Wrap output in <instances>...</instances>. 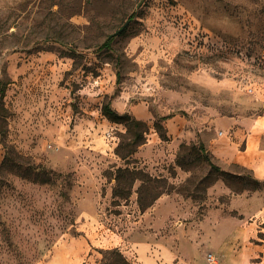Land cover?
<instances>
[{
    "label": "rangeland",
    "instance_id": "374dc122",
    "mask_svg": "<svg viewBox=\"0 0 264 264\" xmlns=\"http://www.w3.org/2000/svg\"><path fill=\"white\" fill-rule=\"evenodd\" d=\"M263 38L264 0H0V264H239L264 185L213 171L197 130L264 119ZM118 98L149 117L125 112L147 125L126 158L102 113ZM166 118L190 133L172 142ZM126 167L159 182L115 197Z\"/></svg>",
    "mask_w": 264,
    "mask_h": 264
},
{
    "label": "crops",
    "instance_id": "0c3cea01",
    "mask_svg": "<svg viewBox=\"0 0 264 264\" xmlns=\"http://www.w3.org/2000/svg\"><path fill=\"white\" fill-rule=\"evenodd\" d=\"M113 108L119 113L129 112L141 120L149 118L139 105L124 106L121 98L114 102ZM164 126L172 142L190 133L187 132L188 121L183 118H169ZM199 134L216 161L223 165L238 164L249 169L257 180L264 181V119L261 116H214L209 126L197 130ZM255 196L258 200L253 203V208L257 210L253 214V222H247L250 226L242 228L240 239L243 243L255 237L257 228L253 225H264V191H258ZM239 264H264V244H253L247 248Z\"/></svg>",
    "mask_w": 264,
    "mask_h": 264
},
{
    "label": "trees",
    "instance_id": "16d2710c",
    "mask_svg": "<svg viewBox=\"0 0 264 264\" xmlns=\"http://www.w3.org/2000/svg\"><path fill=\"white\" fill-rule=\"evenodd\" d=\"M115 36L116 34L111 35L109 38H107L101 48L108 49V50L112 49V43L114 41ZM262 42H263V50H264V38L262 39ZM1 92H0L1 94L4 93V91H1ZM102 113L104 116H106L109 120L113 122L125 124V126L127 127V134L132 136V138L129 141L125 143H121L118 146V148L116 149V153L122 158H126L134 154L137 151V148L144 143L145 132H147V129L145 128H147V125L144 122L133 118L129 113L119 114L117 111L112 109V107L109 104L103 105ZM156 129L161 135V137L163 139H166V136L162 131L164 130L163 125L156 124ZM199 149L200 151L204 153L205 158L210 163L213 171H217L223 176H227V177L237 180L240 184L244 185L245 189L258 190L261 185H264V181H259L251 175L234 174V173L222 170L220 167L213 164L209 159L208 152L206 151L205 144L203 142H200ZM140 175L147 178L151 182H159L158 179H155V180L151 179L145 173L140 172L136 169H131L130 167L119 168L116 174L117 187L114 192L115 197H120L126 200L129 199L132 194V188L136 180L139 179ZM144 180L145 179H143V181ZM144 189H146V186H143L141 188L140 197H142ZM163 193L164 192H160V193L157 192V196H160ZM259 237L262 239L261 243L264 244V233L260 232ZM126 264H127V261H126Z\"/></svg>",
    "mask_w": 264,
    "mask_h": 264
},
{
    "label": "water",
    "instance_id": "95a60500",
    "mask_svg": "<svg viewBox=\"0 0 264 264\" xmlns=\"http://www.w3.org/2000/svg\"><path fill=\"white\" fill-rule=\"evenodd\" d=\"M129 25V23H127L126 25H125V27H123L120 31H118L117 33H116V35H119L127 26Z\"/></svg>",
    "mask_w": 264,
    "mask_h": 264
}]
</instances>
